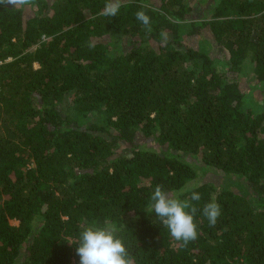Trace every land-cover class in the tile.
Segmentation results:
<instances>
[{"label":"trees","instance_id":"obj_1","mask_svg":"<svg viewBox=\"0 0 264 264\" xmlns=\"http://www.w3.org/2000/svg\"><path fill=\"white\" fill-rule=\"evenodd\" d=\"M207 1L203 19L206 0H121L115 17L106 0L0 5V264H79L92 221L116 226L135 264H264V0ZM195 165L241 190L198 184L185 243L144 209L157 185H196Z\"/></svg>","mask_w":264,"mask_h":264},{"label":"clouds","instance_id":"obj_2","mask_svg":"<svg viewBox=\"0 0 264 264\" xmlns=\"http://www.w3.org/2000/svg\"><path fill=\"white\" fill-rule=\"evenodd\" d=\"M30 0H0V5L27 6ZM121 7V0H106L101 16L115 17ZM136 19L148 31L150 17L145 11L136 12ZM181 190L179 194L166 190L163 185H157L147 207L148 214L155 213L160 223L168 229L172 238L188 243L198 236V225L195 215L199 211L192 202L199 201L201 195L194 188ZM190 192L187 198L181 199L184 192ZM203 215L210 225H215L220 215V206L213 196L212 200L203 206ZM72 244L71 242H69ZM76 255L79 264H135L134 258L129 254L126 242L119 234V229L107 222L87 223L81 230L76 245Z\"/></svg>","mask_w":264,"mask_h":264},{"label":"rangeland","instance_id":"obj_3","mask_svg":"<svg viewBox=\"0 0 264 264\" xmlns=\"http://www.w3.org/2000/svg\"><path fill=\"white\" fill-rule=\"evenodd\" d=\"M207 4H210V2H208L206 0V4L203 3L201 5V7L197 6L196 9H194V12L196 13L195 17L199 18V16H200L201 17L200 19L204 18V16H203L204 11L211 10V7L208 6ZM193 16H194V14H193ZM208 39H212V38L210 36V33H208V31L206 29L203 31L201 36L191 37L186 42H187V44L189 43V45L192 46L193 48H199L200 45L205 44L206 40H208ZM207 42H209V41H207ZM211 43H210V45L212 48V50H211L212 55L214 56V58L220 60L221 65H224L223 62H225L229 58L228 52L222 47H217V45H215V43L213 41H211ZM252 76H253V73L251 74L250 77H247V78H251ZM253 94H254V99L256 102L261 101V99L264 97V84L261 85V87L257 88L253 92ZM262 105L263 104H260V106H262ZM186 159L192 163H195V161H196V159L191 158V156H186ZM195 166H196L198 174H199V178L195 182L196 185H198L202 182L212 181V182L216 183L217 185L231 187L233 189L235 187H237L238 190H241L240 189L241 179L238 176H233V175L227 176V175L219 173L215 169L212 170L209 168H207L205 171L203 168L200 169L199 165H195ZM15 224L17 225L18 223H15Z\"/></svg>","mask_w":264,"mask_h":264}]
</instances>
